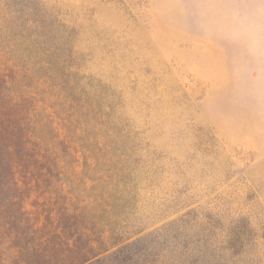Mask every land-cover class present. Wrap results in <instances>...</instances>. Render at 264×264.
Instances as JSON below:
<instances>
[{"label":"rangeland","instance_id":"obj_1","mask_svg":"<svg viewBox=\"0 0 264 264\" xmlns=\"http://www.w3.org/2000/svg\"><path fill=\"white\" fill-rule=\"evenodd\" d=\"M4 65L131 264H264V0H0Z\"/></svg>","mask_w":264,"mask_h":264},{"label":"trees","instance_id":"obj_2","mask_svg":"<svg viewBox=\"0 0 264 264\" xmlns=\"http://www.w3.org/2000/svg\"><path fill=\"white\" fill-rule=\"evenodd\" d=\"M24 76L0 67V264H131L142 239L111 228L109 198L69 169L76 150Z\"/></svg>","mask_w":264,"mask_h":264}]
</instances>
